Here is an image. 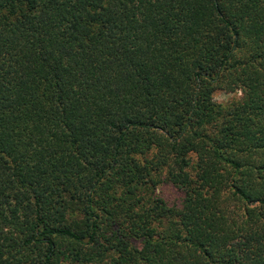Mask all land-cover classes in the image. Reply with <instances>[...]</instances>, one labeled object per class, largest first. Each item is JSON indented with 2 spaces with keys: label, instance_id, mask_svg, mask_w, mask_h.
Returning a JSON list of instances; mask_svg holds the SVG:
<instances>
[{
  "label": "trees",
  "instance_id": "obj_1",
  "mask_svg": "<svg viewBox=\"0 0 264 264\" xmlns=\"http://www.w3.org/2000/svg\"><path fill=\"white\" fill-rule=\"evenodd\" d=\"M0 264H264V0H0Z\"/></svg>",
  "mask_w": 264,
  "mask_h": 264
},
{
  "label": "rangeland",
  "instance_id": "obj_2",
  "mask_svg": "<svg viewBox=\"0 0 264 264\" xmlns=\"http://www.w3.org/2000/svg\"><path fill=\"white\" fill-rule=\"evenodd\" d=\"M239 96H240L239 91L238 92H234V91L229 92V91H226L224 89H218L213 94L214 100L217 102H221V103L227 102L231 99H237ZM163 192H164L165 196H167L171 199L175 198L177 196L175 190L172 189L171 187L164 186Z\"/></svg>",
  "mask_w": 264,
  "mask_h": 264
}]
</instances>
